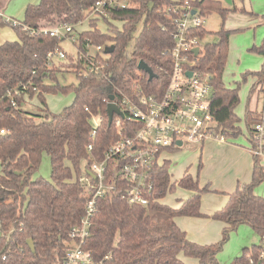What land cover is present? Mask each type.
I'll list each match as a JSON object with an SVG mask.
<instances>
[{"label":"trees","instance_id":"trees-1","mask_svg":"<svg viewBox=\"0 0 264 264\" xmlns=\"http://www.w3.org/2000/svg\"><path fill=\"white\" fill-rule=\"evenodd\" d=\"M97 1L40 0L27 5L18 24L0 14V29L12 26L17 35L15 40L0 43V130H5L0 132V264H64L72 245L70 231L81 223L88 198L74 174L81 176L85 165L89 168L92 161L102 160L108 147L119 139L117 116L110 125L106 100L113 96L120 103L123 95L134 99L139 90L161 98L167 89L172 68L169 51L176 31L169 11L176 17L174 9L190 6L204 18L213 13L221 15L222 27L215 32L219 39L204 46L197 66L212 74L215 135L226 138L242 133L241 119L235 112L239 89L229 88L223 81L230 31L224 26L229 9L220 0H122L124 7L108 8V16H104L106 31L89 20L90 28L79 30V52L66 50L65 58L50 64L49 54L57 47L63 48V43L49 29L85 20ZM208 33L204 24L194 29V34L202 38ZM98 45L102 49L94 61L100 70L91 71L86 54ZM111 45L114 50L106 52ZM258 51L264 54V40ZM141 60L154 70L153 79L139 69ZM68 71L75 81L63 84L58 74ZM247 74L256 78L251 92L264 85V64L260 70L246 73L244 79ZM70 92L75 93L73 101L61 111L51 112L45 94ZM34 98L42 103V113L27 108ZM97 113H101L103 122L92 136L89 118ZM260 115L247 106L245 118L252 143L253 126ZM123 122V135L133 136L139 123L128 117ZM44 153L51 161L50 179L36 176ZM259 160L254 157L251 180L227 193V203L209 216L226 224L222 239L212 244L190 240L175 221L178 216H206L201 204L203 194L210 191L209 185H201L191 173L172 182L171 162L164 159L152 169L154 184L149 204H130L129 183L110 165L107 182L114 178L115 186L97 198L90 234L83 244L92 256V264H186L182 254L197 259L198 264H220L217 255L229 231L247 224L260 238L264 236V196L255 193L256 186L264 182V166ZM177 186L191 192L179 207L160 201ZM29 238L34 241L35 251L29 247ZM259 246L257 243L244 248L233 264H249V256L255 255ZM4 253L6 260L1 258Z\"/></svg>","mask_w":264,"mask_h":264},{"label":"built area","instance_id":"built-area-1","mask_svg":"<svg viewBox=\"0 0 264 264\" xmlns=\"http://www.w3.org/2000/svg\"><path fill=\"white\" fill-rule=\"evenodd\" d=\"M125 5L122 0H99L85 20L78 24H58L50 28L49 32L62 43L69 42L77 53L79 52L78 25L86 20L91 21L95 16L104 19V16H108L107 10L110 6ZM193 10L190 6L180 10L174 9L176 17L168 12L176 25V31L173 34L174 45L169 51L172 68L164 95L157 98L139 90L134 99L123 95L119 100L120 103L114 99L106 100L108 104L116 103L123 112V115L114 114L117 116L115 127L119 139L108 147L102 160L92 161L89 168L84 166L81 176H74V180L83 184L88 198L81 223L74 225L70 231L72 245L67 249L64 264L93 263L90 252L84 249L83 244L90 234L97 198L105 196L115 186L114 178L111 183L107 182L110 165L114 166L115 174L129 183L127 189L129 203L148 205L154 184L152 169L156 164L164 161L163 151L170 147L181 148L184 138L188 141L204 142L209 137H216V125L211 113L212 74L197 66L204 52V45L203 38L199 34H194V29L203 25L206 19L198 11L193 13ZM0 14L3 15V12L0 11ZM13 22L18 24L16 20ZM196 48L199 49L198 53L194 51ZM101 49L102 45H98L94 51L86 54L89 70H100L94 59L97 51ZM66 55L65 48L57 47L49 54L48 62L51 64L54 59H63ZM86 109L88 110L87 107ZM126 117L139 123V128L135 130L133 136L123 135V119ZM93 118H97V121L93 122ZM89 120L93 125L92 136H95L97 127L103 122V116L101 113L91 114ZM4 131L0 130L1 133ZM252 139L251 151L254 157L264 159V111L253 126ZM179 141L182 142L181 146L178 144ZM92 147L90 144L89 150ZM258 244L260 246L257 253L249 256V264H264V236L260 238ZM1 258L6 260L7 253L2 254Z\"/></svg>","mask_w":264,"mask_h":264},{"label":"rangeland","instance_id":"rangeland-1","mask_svg":"<svg viewBox=\"0 0 264 264\" xmlns=\"http://www.w3.org/2000/svg\"><path fill=\"white\" fill-rule=\"evenodd\" d=\"M18 1L22 0H13L9 8H16ZM220 1L223 7L229 9L224 26L230 31L229 53L223 72V81L227 87L239 89L240 102L235 108V112L241 119L239 126L242 130V133L238 137L227 136L224 138L227 142L232 143L234 147L241 148L240 150L242 152V150L252 147L245 118L247 106L249 105L252 110L259 114L262 112L264 105V85L257 86L251 92L256 80L251 74H247V78L244 79L246 73L258 71L264 64V54L258 51L264 40V0H233L232 4H228L224 0ZM11 15L9 11L5 14L7 17H11ZM205 19L204 26L208 29L209 33L202 40L204 46L208 43L218 41L219 38L215 32L221 29L223 22L221 15L218 13H213ZM89 24L90 21L87 22L86 20L78 25L77 28L83 30ZM92 24L95 26L98 25L97 27L101 28L102 31H106L108 28L105 20H101L96 16L93 18ZM115 24L118 27H122L120 22H115ZM140 27L141 24L139 25V29ZM107 32L111 35L113 34L112 31ZM15 39H17V35L12 26L7 25L0 29V43ZM108 43L111 42L108 41ZM62 46L69 52H75V47L69 42H64ZM94 50L95 47L90 48V52ZM58 78L63 84L75 81L74 75L69 71L59 73ZM74 96V92L68 94H45L47 106L54 113L61 111L65 106L70 104ZM27 108L34 113L43 112L42 103L38 98L30 100V105ZM92 121L96 122L97 118H93ZM216 137L221 138L220 135ZM206 142L201 150L203 141H188L184 138V144L181 149L174 151L166 149L162 155L163 158H168L171 162L170 174L172 182L179 181L185 171H189L188 173H191L194 178L199 179L202 183L209 185L210 189H213L212 192L205 194V199L202 204L203 211L204 209H213L215 204L219 205L218 200L214 196H223L226 200L227 192H221L225 191L224 188L229 187V190H233L238 185L243 184L242 181L239 182L237 180V172L240 164L236 154L232 151L227 152V149L224 148L217 149L215 147L208 150L209 144H206ZM242 154L240 153V156ZM259 161L264 166V159L261 158ZM51 172V161L49 156L44 153L41 166L36 176L50 179ZM175 191L170 194L168 193L166 204L171 206V203L181 195L179 191L176 193ZM255 193L264 196V182L256 186ZM182 196L185 199V194ZM211 221L212 223L209 224L206 232L195 229L193 233H189V238L192 241H204V243L198 242L200 244H212L220 241L223 237V230L226 224L216 220ZM205 233L208 234V238L205 237ZM258 240L260 238L257 233L247 224H241L236 230L229 231L228 238L217 255L220 264H233L235 258L242 254L244 248L251 247ZM185 259L188 260L189 264H197L195 258L188 256Z\"/></svg>","mask_w":264,"mask_h":264},{"label":"crops","instance_id":"crops-1","mask_svg":"<svg viewBox=\"0 0 264 264\" xmlns=\"http://www.w3.org/2000/svg\"><path fill=\"white\" fill-rule=\"evenodd\" d=\"M39 1L40 0H22V1H18L17 4H16V8L11 9L9 7L11 6L13 0H0V4L3 7V10H2L3 17L4 18H9V19H12V20H16V21H20V20H22L24 18L25 10H26L27 5L31 4V3H38ZM8 11L10 12V14H12L11 17L5 16L6 12H8ZM89 28H90V26L87 25L86 29H89ZM86 29H83V30H86ZM254 79L256 80L255 77H254ZM205 141H207L206 144H209L208 150H211V149L216 147L217 149H219V148L227 149L226 150L227 152H230V151L234 152L236 154V156L238 157L239 164H240L239 170L237 172V176H238L237 180L239 182L242 181L243 183H248L251 180L253 167H254V162H255L254 161V155H253V153L251 151L252 147H250L249 149L246 148V149L242 150V152H241V150H240L241 148L234 147L232 145V143L227 142V140L225 138L209 137L208 140H206V139L204 140V142L202 144V147H201V150L203 149V147L205 145ZM240 153H243L242 156H240ZM163 159L169 160L168 158H165V157ZM188 172L189 171H185L184 174H186ZM176 182H178V181H176ZM199 182H200L201 185H205L201 181H199ZM224 189H225V191H221V192L230 193V192H233L235 190V189L229 190V187H226ZM175 190H176L175 193L179 191L181 195L178 196L173 203H171V206L177 208V207H179L182 204V201L184 200L182 195L185 194L184 197L186 199L191 194V192L187 191V190H185V189H183V188H181L179 186H177V188ZM212 191H213V189L211 188L209 192H212ZM209 192H207V194ZM169 194H167L166 197H164L160 201L163 202V203H167L166 199L168 198ZM205 194L206 193H204L203 196H202V204H203L204 199H205ZM214 197H215V199L218 200L219 205L215 204L213 206L214 207L213 209H204V211H203L202 210V204H201V211L204 214H206V216H178V217L175 218L176 223L184 231H186L188 238H189V233L190 232L193 233V231L195 229H200V230H203V231L206 232L209 224L212 223L211 220H215V219L210 218L209 216L212 215L215 211H217L220 208H222L225 205L226 201H228V194H226V197H227L226 200H225V198L223 196L222 197L221 196H214ZM216 221H218V220H216ZM220 222H222V221H220ZM222 223H224V222H222ZM204 235H205V237L208 238V234L207 233H205ZM259 238H260V236H259ZM194 241L200 242L201 240H194ZM258 241L255 242L254 244H257ZM200 243H204V241H202ZM186 257H188V256H185L183 254L181 255V258L187 264H189L188 260L185 259ZM197 264H198V260H197Z\"/></svg>","mask_w":264,"mask_h":264},{"label":"water","instance_id":"water-1","mask_svg":"<svg viewBox=\"0 0 264 264\" xmlns=\"http://www.w3.org/2000/svg\"><path fill=\"white\" fill-rule=\"evenodd\" d=\"M228 4H232L233 0H225ZM193 13H196V10H193ZM115 46L114 45H111V46H108L106 47V52H112L114 50ZM195 53H198L199 49L196 48L195 50ZM139 69H142L144 71H146L149 75V79H153L156 74L154 72V70L146 63L144 62L143 60H141L139 62V65H138ZM189 75H191V72H189ZM111 99H114L113 96H111ZM107 113L109 115V124L111 125L112 121H113V117H114V114L117 113L119 115H123V112L120 110V108L118 107V105L114 102H111L108 104L107 106ZM178 144L181 146L182 145V142L179 141ZM91 174V173H90ZM0 236H1V232H0ZM28 244H29V247L31 248L32 251H35V244H34V241L33 239L29 238L28 239Z\"/></svg>","mask_w":264,"mask_h":264}]
</instances>
